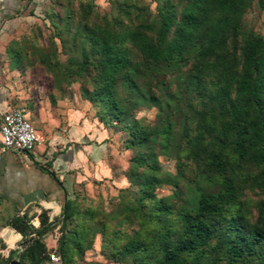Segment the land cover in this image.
Returning a JSON list of instances; mask_svg holds the SVG:
<instances>
[{
  "label": "rangeland",
  "instance_id": "rangeland-1",
  "mask_svg": "<svg viewBox=\"0 0 264 264\" xmlns=\"http://www.w3.org/2000/svg\"><path fill=\"white\" fill-rule=\"evenodd\" d=\"M170 1L180 9L184 0ZM164 3L165 0H45L38 22L21 34L25 41L21 50L29 64L46 69L49 85L53 84L58 95L67 92L84 99L86 91L98 89L102 80L97 76L98 68L90 64L98 59V53L86 32L96 29L118 33L125 27H134L154 42L157 13ZM238 28L239 34L234 37L225 30L226 45L215 46L210 54L202 55L208 36L200 33L180 56L158 63L148 61L135 45L127 43L135 71L128 76L117 75L114 98L122 112L105 116L110 122L105 128L112 144L106 155L109 174L99 172L87 178L83 174L80 180H74L72 192L67 195L71 198V213L66 219L62 205L55 218L49 219L42 212L36 215L39 221L31 222L35 215L18 214L16 207L6 206L0 198V264H10L17 253L19 264H48L49 252L59 245L60 226L65 240L73 242L82 224L87 227L84 250L79 253L75 246L68 264H132V257L124 254L126 243L136 237L150 239L156 228L153 224H139L138 214L123 206L139 204L144 181L155 179L153 193L162 197L173 212L172 222L178 211H191L197 206L201 191L217 192L219 179L207 161L224 117L216 112L218 101L211 104L208 94L219 91L220 101L235 98L234 78L240 70L241 47L252 35L264 36V0H246ZM84 60L90 63L79 68ZM88 107L96 111V118L106 111L99 102H90ZM205 115L210 124L204 128ZM144 133L147 140L133 145L134 135ZM138 158L145 159L148 165L140 166ZM229 174L238 192L236 204L228 213H234L245 226L252 225L264 200V191L257 185L259 169L251 162H241L240 168L230 163ZM16 215L25 216L34 228L40 227V220L50 223V229L41 237L47 253L37 255L39 263L20 259L31 242L24 240L37 235L32 232L24 236L16 230L12 225ZM113 230L117 231L115 238ZM8 234L20 237L8 242ZM12 250L16 254L10 258ZM213 257L211 253L205 256L204 264L224 263L213 261Z\"/></svg>",
  "mask_w": 264,
  "mask_h": 264
},
{
  "label": "trees",
  "instance_id": "trees-1",
  "mask_svg": "<svg viewBox=\"0 0 264 264\" xmlns=\"http://www.w3.org/2000/svg\"><path fill=\"white\" fill-rule=\"evenodd\" d=\"M245 7L246 0H184L178 9L176 3L165 0L157 13V27L149 25L155 27L154 42L134 27H125L118 33L88 30L86 35L92 41L98 59L91 63L84 60L78 67L83 68L90 63L98 68L97 76L102 78L98 89L92 93L86 91L84 95V99L99 102L106 110L97 119L110 126L106 114L122 112L114 98L113 84L117 75L128 76L135 71L131 68L127 43L135 45L148 61L158 63L180 56L197 35L206 33L208 42L202 49L205 51L202 55L210 54L215 46L226 45L225 30H229L232 37L239 34L238 22ZM41 63L46 66L44 61ZM234 84L235 98L232 100L220 101L219 91L208 94L211 104L218 101L216 112L224 117L207 161L208 168L219 179V190L201 191L197 206L191 211H178L176 221L172 222L170 216L173 212L162 197L153 193L155 179L149 177L144 181V193L139 204L123 206L138 214L139 224H153L156 228L150 239L142 241L136 237L126 243L124 254L132 257V264H204L203 259L210 253L214 254L213 261L221 260L223 264H264V200L259 204L257 218L252 225L245 226L234 213H228L236 204L238 192L234 178L229 174L230 163L240 168L241 162H251L258 167L257 185L264 191V36L252 35L244 42L240 70ZM209 124L205 115L202 126L205 128ZM146 140L145 133L135 134L132 144L139 146ZM138 163L140 166L148 165L143 158H138ZM150 168L154 169L153 165ZM69 204L71 198L68 196L62 210L65 219L71 213ZM12 225L24 236L32 232L37 235L24 240L31 242L20 254V259L39 263L37 255L47 253L41 237L50 229V223L40 220V227L34 228L25 216L16 215L12 218ZM86 230L84 224L80 225L75 231V241L69 242L60 226L62 235L57 251L60 252L61 263L64 260V264H68L75 246L79 253L84 250ZM113 233L115 238L117 231L113 230ZM213 241L216 243L214 246ZM15 254V250L10 251V258Z\"/></svg>",
  "mask_w": 264,
  "mask_h": 264
},
{
  "label": "crops",
  "instance_id": "crops-1",
  "mask_svg": "<svg viewBox=\"0 0 264 264\" xmlns=\"http://www.w3.org/2000/svg\"><path fill=\"white\" fill-rule=\"evenodd\" d=\"M43 3L0 0V115L11 107L23 109L41 139L31 151L9 149L2 154L0 198L6 206L16 207L18 214L46 212L53 219L75 179L109 174L106 155L112 144L96 111L87 109L89 100L67 92L58 95L49 85L46 69L26 61L21 34L38 22ZM19 237L8 234L6 240Z\"/></svg>",
  "mask_w": 264,
  "mask_h": 264
},
{
  "label": "built area",
  "instance_id": "built-area-1",
  "mask_svg": "<svg viewBox=\"0 0 264 264\" xmlns=\"http://www.w3.org/2000/svg\"><path fill=\"white\" fill-rule=\"evenodd\" d=\"M40 141L35 126L23 109L11 107L0 115V160L2 154L9 149L31 151ZM48 264H62L60 252L56 249L49 252Z\"/></svg>",
  "mask_w": 264,
  "mask_h": 264
},
{
  "label": "water",
  "instance_id": "water-1",
  "mask_svg": "<svg viewBox=\"0 0 264 264\" xmlns=\"http://www.w3.org/2000/svg\"><path fill=\"white\" fill-rule=\"evenodd\" d=\"M21 151L26 152V150L24 149H21ZM18 258H19V254L17 253L15 258L11 260L10 264H19Z\"/></svg>",
  "mask_w": 264,
  "mask_h": 264
}]
</instances>
